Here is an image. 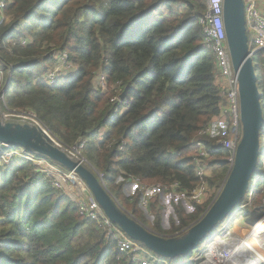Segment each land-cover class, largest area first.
Instances as JSON below:
<instances>
[{"label": "trees", "instance_id": "16d2710c", "mask_svg": "<svg viewBox=\"0 0 264 264\" xmlns=\"http://www.w3.org/2000/svg\"><path fill=\"white\" fill-rule=\"evenodd\" d=\"M4 1L9 19L0 24L5 110L35 114L65 149L85 141L82 155L88 166L105 176L109 192L142 224L143 193L126 198L124 182L118 180L168 191L177 184V193L189 194L199 185L196 142L209 152L206 182L217 197L232 154L218 143L228 135L201 136L216 120L228 121L224 86L199 21L205 0ZM63 54L77 71L48 86L42 79ZM97 76L107 91L101 82L95 87ZM258 87L264 112V72ZM124 92L128 106L111 103ZM261 139L263 146L264 122ZM251 192L252 209L258 212L264 201L262 150ZM215 198L193 204L190 213L178 202L168 230L161 227L159 197L151 198L147 211L154 217L153 232L184 234ZM249 202L247 196L238 208ZM195 253L160 258L159 264L185 262ZM0 264L137 263L121 254L98 222L84 217L38 167L14 157L10 163L0 158Z\"/></svg>", "mask_w": 264, "mask_h": 264}, {"label": "water", "instance_id": "95a60500", "mask_svg": "<svg viewBox=\"0 0 264 264\" xmlns=\"http://www.w3.org/2000/svg\"><path fill=\"white\" fill-rule=\"evenodd\" d=\"M223 8L228 50L239 83L241 135L236 144L233 164L217 197L205 214L184 234L165 237L149 230L120 205L95 169L74 160L41 126L17 123L0 117L1 153L10 149L23 150L75 173L85 183L105 216L132 241L155 256L176 260L192 255L249 196L262 146V95L246 32L244 0H224ZM126 95L124 92L120 99H125Z\"/></svg>", "mask_w": 264, "mask_h": 264}, {"label": "built area", "instance_id": "2783aa9c", "mask_svg": "<svg viewBox=\"0 0 264 264\" xmlns=\"http://www.w3.org/2000/svg\"><path fill=\"white\" fill-rule=\"evenodd\" d=\"M205 1L207 4V9L199 21L204 28V46L213 53L217 63L218 71L220 73V81L224 86L223 94L225 96V106L223 115L228 117V121L226 124V130L224 132H222V128L219 124L213 123L201 131V136L216 137L220 135H228L227 139L219 141L218 143L221 147L232 154L230 162L233 164L236 144L239 142L241 135L239 83L234 72L227 45V37L224 25V0ZM244 4L246 32L249 41L251 57L253 59L255 56L260 55L264 61V0H262L261 3H258L257 0H244ZM5 8V1L0 0V24H7L9 22V19L3 13ZM23 44H25V42ZM57 62L62 66V70H59L60 66L56 68L58 64L57 63L54 69L49 71L42 79L43 83L51 87L55 86L61 77L66 76L64 72L65 67H69L70 69L73 66L69 62V57L67 54H63L62 56L58 57ZM101 88L104 91H107V86L104 80L101 81ZM111 103L126 107L128 106L129 102L127 99L121 100L120 97H116L111 100ZM1 105L4 113L1 114L0 117H4L8 121L17 123L41 126L37 117L33 113L9 111L7 109L5 110L6 74L2 69L0 57V106ZM228 128L230 130L229 133L227 132ZM57 145L65 150L77 162H80L84 165H89L82 155V151L86 146L85 141H82L79 147L74 149H65L59 143ZM195 145L198 149V155L196 158V174L199 179V185L189 194H181H183L191 202L200 205L203 203L208 193L209 186L206 182L208 169L205 167L204 162L210 157V155L203 142H196ZM14 157H17L21 160H27L35 167H38L55 189L64 193L74 204H76L80 213L84 217L91 221L98 222L99 228L107 235V237L113 239L117 243V249L121 254L132 255L137 264H159V262H161L149 250L132 241L105 216L101 207L94 200L85 183L75 173L63 169L48 159L37 157V155L28 154L23 150L12 151V149H10L9 152L5 154L1 153L0 150V158H2L6 163H10ZM98 175L100 179L104 180L105 176L103 174L98 173ZM178 188L179 186L175 184L171 190L176 192ZM140 191L143 193L140 206L146 209L151 198L158 197L161 193H164L168 190H162L155 187H141ZM152 191L154 192L150 193ZM249 198L251 202L252 192L249 194Z\"/></svg>", "mask_w": 264, "mask_h": 264}, {"label": "crops", "instance_id": "0c3cea01", "mask_svg": "<svg viewBox=\"0 0 264 264\" xmlns=\"http://www.w3.org/2000/svg\"><path fill=\"white\" fill-rule=\"evenodd\" d=\"M74 70L75 72L77 71L76 68H74ZM214 124H219L221 127L222 125H224L222 127L224 128L225 124H227V121L222 120V122H219V120H216ZM118 182H124L123 193L126 195L127 198H132L134 194L137 192V190L140 191L141 187H139L137 182L133 179H128L124 181V179L120 178ZM158 197L160 199V204L162 208L164 207L163 199H167L170 197V198H175L177 200L181 199L180 202H182V205L185 207L186 211L189 213L193 211V204L195 203L188 200L183 194L177 193V191L176 192H173L172 190L166 191L160 194ZM145 217L148 219L151 218L149 219L150 225H146V224L143 225H145L149 230L153 231L154 217L151 214L149 217V215L147 216L146 213H145ZM227 220H226L227 222L225 221L226 224H224L225 222L222 223L224 225L221 233L219 234L217 229V231L206 241V246L210 245V247L208 249L204 248L207 250L204 251L203 254H201L202 250H199L188 261L185 262L179 261L176 263L177 264H208V263L209 264H264V255H263L264 254V242H263L264 208L257 212L252 209V204L251 202H249V204L238 208ZM232 221H235V223H233L234 227L231 229L230 226ZM163 226L164 229L166 230L170 228V224L168 228L165 225ZM239 239H242L243 241ZM215 241H220V242L219 244L215 245L214 244ZM253 243H259L262 245L259 247L260 248L259 256L256 255V257L254 256V258L249 257L245 253L246 247L247 246L249 247ZM157 258L160 259L159 257Z\"/></svg>", "mask_w": 264, "mask_h": 264}, {"label": "rangeland", "instance_id": "374dc122", "mask_svg": "<svg viewBox=\"0 0 264 264\" xmlns=\"http://www.w3.org/2000/svg\"><path fill=\"white\" fill-rule=\"evenodd\" d=\"M261 1L262 0H257V2L258 3H261ZM251 45V44H250ZM253 61H254V65H255V67H256V73H257V78L264 72V62L262 61V59H260L259 58V56L257 55V56H255L254 58H253ZM58 66H60L59 67V70L61 69L62 70V66L58 63L57 64V66H56V68H58ZM55 68V69H56ZM75 68V67H74ZM64 72H65V74H66V76H70V75H72V74H74V70H73V66H72V68H70L69 69V67H65V69H64ZM76 73V72H75ZM99 76V75H98ZM96 77V79H95V87H99V85H100V82H101V79L102 78H100V77ZM2 107V105L0 106V108ZM127 110V108H123L122 110H121V113L123 114L125 111ZM4 113V110L1 108V112H0V115L1 114H3ZM219 122H222V121H220L219 120ZM224 125H222V127H223ZM221 127V128H222ZM226 130V124H225V128L223 129L222 128V132H224ZM229 128H228V133H229ZM262 151H264V139H263V146H262V149H261ZM211 172H210V170L208 169V174H210ZM154 191H152V192H150V193H153ZM149 193V194H150ZM217 193V191L216 190H210V188H208V193H207V195H206V197H205V199H204V201H203V204L204 203H207V202H209V201H211L213 198H215V194ZM118 194V193H117ZM162 194V193H161ZM168 195V194H167ZM119 196V195H118ZM124 196L126 197V195L124 194ZM165 197H167V196H165ZM127 198V197H126ZM249 200H250V198H249ZM121 203L122 204H124V199L121 197ZM181 201V199L180 200H177V199H175V198H167V199H163V211H162V214H163V216H162V222H163V225H165L167 228H168V226H169V224H170V221L171 220H173V219H175V210H174V207H175V205L177 204V202H180ZM142 209V208H141ZM144 209V208H143ZM142 209V210H143ZM145 213H146V215L148 216L149 215V217H150V214H149V212L147 211V208L146 209H144L143 210ZM149 219H151V218H149ZM148 218H146L145 217V224L146 225H150V220H149ZM228 221V220H227ZM226 221V222H227ZM226 222L224 223V224H226ZM151 223H152V220H151ZM233 223H235V221H232L231 222V226H230V228L232 229L233 227H234V224ZM224 224H221L219 227H218V232H219V234L221 233V231H222V229H223V225ZM163 225H161V227L162 228H164V226ZM215 233V232H214ZM212 236V235H211ZM211 236H209L206 240H205V242L203 243V245H201L198 249H197V251H199V250H202L201 252V254H203V252L204 251H206L209 247H210V245H208V246H206V241L211 237ZM263 242H264V234H263ZM204 248H207V249H204ZM196 251V252H197ZM200 254V255H201ZM209 264V263H208Z\"/></svg>", "mask_w": 264, "mask_h": 264}, {"label": "bare ground", "instance_id": "6f19581e", "mask_svg": "<svg viewBox=\"0 0 264 264\" xmlns=\"http://www.w3.org/2000/svg\"><path fill=\"white\" fill-rule=\"evenodd\" d=\"M260 228V227H259ZM255 231V230H254ZM263 232V231H262ZM250 234V233H249ZM254 235H256V234H254ZM227 236V235H226ZM259 236V235H258ZM253 237V236H252ZM257 237V236H256ZM239 240H242V239H239ZM243 241V240H242ZM241 241V242H242ZM219 242L220 241H215L214 242V244L215 245H217V244H219ZM232 243V242H231ZM222 244V243H221ZM247 245H248V243H247ZM243 246V245H242ZM260 246H262L261 244H259V243H253V244H251L249 247L247 246L246 247V249H245V253L249 256V257H253L254 258V256L256 257V255L257 256H259V247ZM222 247V246H221ZM258 250V251H257ZM264 255V254H263ZM258 258V257H257ZM262 258V257H261ZM259 259V258H258ZM261 261V260H260ZM262 262V261H261Z\"/></svg>", "mask_w": 264, "mask_h": 264}, {"label": "clouds", "instance_id": "9594fccd", "mask_svg": "<svg viewBox=\"0 0 264 264\" xmlns=\"http://www.w3.org/2000/svg\"><path fill=\"white\" fill-rule=\"evenodd\" d=\"M103 80V78L101 79V81ZM120 98H121V96H120ZM126 99V98H125Z\"/></svg>", "mask_w": 264, "mask_h": 264}]
</instances>
